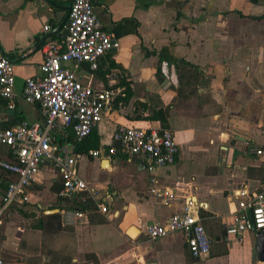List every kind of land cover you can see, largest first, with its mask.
<instances>
[{
	"label": "crops",
	"instance_id": "1",
	"mask_svg": "<svg viewBox=\"0 0 264 264\" xmlns=\"http://www.w3.org/2000/svg\"><path fill=\"white\" fill-rule=\"evenodd\" d=\"M70 5L0 0V49L14 64L16 94L12 109L0 97L2 128L41 120L38 107L22 97L23 83L40 75L46 39L65 35ZM93 6L120 47L107 51L96 70L66 65L96 90L125 92V82L131 89L127 101L113 99L95 128L102 154L76 162L110 211L79 209L84 216L66 223L63 211L77 210L76 200L86 196L58 197L59 172L44 164L25 200L0 221L3 263L264 264L258 231H225L238 206L233 192L243 185L257 190L264 181V0H93ZM158 109L178 145L173 164L152 174L140 155L106 152L117 124L162 127L150 119ZM0 158L10 159L7 147L0 146ZM12 178L0 168V201ZM152 186L172 191L168 204ZM189 202L211 238L208 254L191 256L181 232L149 240L138 230V219L164 224Z\"/></svg>",
	"mask_w": 264,
	"mask_h": 264
},
{
	"label": "built area",
	"instance_id": "2",
	"mask_svg": "<svg viewBox=\"0 0 264 264\" xmlns=\"http://www.w3.org/2000/svg\"><path fill=\"white\" fill-rule=\"evenodd\" d=\"M48 26H44L47 31ZM62 39H46L42 46L43 62L40 75L27 77L22 88L23 99L38 107L41 120H23L18 124L2 128L0 126V146L10 151V159L0 158V168L14 178L10 179L0 201V221L4 214L19 199L25 200V190L32 184L44 164L55 167L61 179L60 198H75L84 194L92 202V208L102 214L109 208L101 199L98 190L83 179L77 169L76 143L86 138L103 120L110 109L113 99L123 95V88L110 87L94 89L83 84L75 69L67 63L77 66L86 63L96 70L103 55L116 50L120 42L104 29L97 19L93 0H71ZM14 64L0 49V97L7 100L8 108L15 104ZM70 137L71 141L61 143L57 137ZM249 146V143H247ZM250 152L262 154V150L249 147ZM103 148L89 150L88 154L98 157ZM120 151L130 158L140 155L145 159L150 173L176 160L178 145L168 128L138 127L117 124L112 134V143L106 152L109 155ZM151 178V183L156 184ZM150 191L164 197L165 204L173 193L168 188L151 187ZM238 202L226 233L240 235L247 231L264 232V181L257 190H249L245 185L233 192ZM66 223L84 216L82 210L63 211ZM138 230L149 240H157L168 234H184L186 246L193 257H201L210 252L211 238L194 210L192 203L185 204L180 212L169 215L164 224L136 221ZM0 264L3 259L0 256Z\"/></svg>",
	"mask_w": 264,
	"mask_h": 264
},
{
	"label": "trees",
	"instance_id": "3",
	"mask_svg": "<svg viewBox=\"0 0 264 264\" xmlns=\"http://www.w3.org/2000/svg\"><path fill=\"white\" fill-rule=\"evenodd\" d=\"M122 85H124V88H125V92H123L124 96L122 99L127 101L129 99V97L131 96V89L129 88L128 82H125ZM118 96L122 97V95H118ZM137 111H138V109H137ZM136 119H142V118H141V116H136ZM150 119H156V120L160 121L162 128H167L166 127V114L163 110L158 109V110L153 111V113L150 114ZM57 140L60 141L61 143H63L65 141H68V142L71 141V138L68 137V138L63 139V138L58 136ZM98 147H99V141H98V137H97V134L95 132V129H94L86 138L77 142L75 148H76V153L78 155H85V154H88L89 150L97 149ZM75 207L78 209H89V208H92L93 206H92V202H91V200H89V198L83 197V198L76 200Z\"/></svg>",
	"mask_w": 264,
	"mask_h": 264
},
{
	"label": "water",
	"instance_id": "4",
	"mask_svg": "<svg viewBox=\"0 0 264 264\" xmlns=\"http://www.w3.org/2000/svg\"><path fill=\"white\" fill-rule=\"evenodd\" d=\"M257 250L262 255V260L264 261V232L263 231H260L257 236Z\"/></svg>",
	"mask_w": 264,
	"mask_h": 264
}]
</instances>
